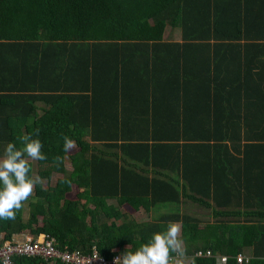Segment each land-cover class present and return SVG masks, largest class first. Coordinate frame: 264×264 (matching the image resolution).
Listing matches in <instances>:
<instances>
[{"label":"trees","instance_id":"16d2710c","mask_svg":"<svg viewBox=\"0 0 264 264\" xmlns=\"http://www.w3.org/2000/svg\"><path fill=\"white\" fill-rule=\"evenodd\" d=\"M8 1L0 0V40L16 49L8 61L16 67L33 60L26 76L36 87L0 93V155L38 130L48 158L30 162V175L36 166L42 180L62 176L52 186L34 185L15 219H0V243L47 233L60 250L88 254L95 246L110 259L173 221L189 264H216L218 256L238 264L236 256L246 253L242 264H264V0ZM229 8L228 15L218 12ZM167 25L180 27L182 42L163 40ZM41 40L75 44L79 55L69 62L80 81L59 89L39 75L58 66L61 44L53 54L41 47L19 59L22 46ZM189 51L200 55L190 60ZM106 88L122 103L90 110L83 93ZM141 96L143 109L122 110L124 100ZM164 116L169 125L156 127ZM65 134L76 143L67 153ZM193 205L210 222L191 212ZM139 208L152 210V220L131 218ZM14 262L50 264L39 256Z\"/></svg>","mask_w":264,"mask_h":264},{"label":"clouds","instance_id":"9594fccd","mask_svg":"<svg viewBox=\"0 0 264 264\" xmlns=\"http://www.w3.org/2000/svg\"><path fill=\"white\" fill-rule=\"evenodd\" d=\"M22 147L9 142L0 155V219L13 220L16 212L33 194L34 185L42 184L39 176H31L32 161L47 160L38 130L18 138ZM63 151H72L75 141L67 134L62 136ZM56 161L60 160L57 156ZM186 249L181 225L169 221L163 231L153 232L134 251L128 247L114 257V264H184Z\"/></svg>","mask_w":264,"mask_h":264},{"label":"crops","instance_id":"0c3cea01","mask_svg":"<svg viewBox=\"0 0 264 264\" xmlns=\"http://www.w3.org/2000/svg\"><path fill=\"white\" fill-rule=\"evenodd\" d=\"M2 1L4 2V1H8V0H2ZM10 4L11 3L9 1L4 2V7L7 8V6H9ZM2 5L0 4V6H2ZM218 12L219 13L222 12L221 14H223V15H228V14L232 13L233 11L231 8H229L225 11H224V9H222V10L220 9ZM167 29H169L170 31H175L177 33L176 34L177 39H173V40L165 39L164 37H166L165 33H167L166 32ZM162 38L164 41H168V42H178V43L182 42L181 41L180 27L179 26L170 27L168 25L165 26L163 33H162ZM7 42H10V41H8L7 39L0 40V57H3L2 58L3 62H0V93L1 92L5 93L6 91H8L11 94H24L23 85L28 86L27 85V83H28L31 87H33V88L36 87V86H34L32 81L27 80V76H26L31 71H33L35 63H33V60L31 62H26V66L24 68H21V66L16 67L17 65H15L14 62H8V61H11L12 59L15 58L16 49L11 51L9 46L6 45ZM57 44H61V45L58 46L56 49H58L59 47H64V49L63 48L59 49L60 51L58 53L54 54V55H58L57 57L53 58V59L59 61L58 66H54L53 63H51V65L44 66L48 69L41 68L39 75L43 76L42 80L43 81L45 80L46 83H48V85L55 86L54 84H56L57 88L59 87V89H63V87L65 86V82H73L74 80L80 81L81 77H82V76H80L81 72L76 67H74V65H71L69 62L70 58H72V55H76V54L79 55L75 51V48L73 47V45H75V44H73L70 41H66L65 43H63V42L61 43L60 41H53V42L43 41V40H41L40 42L37 41L36 43H32L31 46H25V47L22 46L20 48V51H19V59L22 58V52L23 51L24 52L27 50L33 51V50H36V49L41 48V47L49 48V49L45 50V51H47L48 55L53 54L56 49L52 50L51 52H50V50L54 46H57ZM83 52L85 53V51H83ZM188 55L189 56L191 55L190 60H193L194 58L197 59V57H199L200 54H197L196 52H193V51H189ZM210 55L212 56L211 52H210ZM39 62L40 61H37V64H39ZM68 62H69V64H68ZM24 77H26V78H24ZM1 89H3V90H1ZM4 90H6V91H4ZM137 93H139V92H137ZM83 94H89L90 95V101L91 102L89 105H90V110H92V111L100 112L102 109H104L103 108L104 106H111V104H113V105H116V107H117L118 103L119 104L122 103L121 95L120 94L117 95V93L114 90L107 89V88L106 89H98V93H96L95 95H92L91 91L88 93L87 92L83 93ZM210 95H212V94H210ZM141 98H142V96L135 98L132 101L131 100L130 101L124 100L126 107H125V109H122V110H126L128 112L140 111L141 109H143V103H142ZM190 102L193 103L191 100H190ZM23 104H24V102H23L21 97L16 98L15 105H17L18 107H21ZM36 104L41 105L39 102H37ZM82 104H84V102H82ZM97 105L100 107H97ZM214 105H215V103H212V107ZM178 106L181 107V103H178ZM119 108H121V106H119ZM161 111L164 115H166L167 111H165L164 108ZM133 120L135 121L137 119L133 117ZM135 123H137V122L129 123L128 126L129 127H139L140 126V124L137 125ZM168 125H169V120L165 116L162 117L160 120H158L157 123L155 124V126L159 127V128H165ZM66 167L68 168L67 164H66ZM55 173L59 174L57 172H55ZM55 173H53V174H55ZM22 236H26V234H24V233L15 234V235H13V239H19L20 240Z\"/></svg>","mask_w":264,"mask_h":264},{"label":"built area","instance_id":"2783aa9c","mask_svg":"<svg viewBox=\"0 0 264 264\" xmlns=\"http://www.w3.org/2000/svg\"><path fill=\"white\" fill-rule=\"evenodd\" d=\"M120 253L112 255L110 259L101 256L95 246L91 248V252L81 253L79 251L60 250L55 245L54 237L47 233H39L37 236L29 235L23 239L5 240L0 243V264H15L14 257L39 256L45 260H49L50 264H114V257ZM197 257H209L211 253L206 251H198ZM249 256L245 254L237 255L238 264L248 262ZM225 256H218L216 264H226Z\"/></svg>","mask_w":264,"mask_h":264},{"label":"rangeland","instance_id":"374dc122","mask_svg":"<svg viewBox=\"0 0 264 264\" xmlns=\"http://www.w3.org/2000/svg\"><path fill=\"white\" fill-rule=\"evenodd\" d=\"M166 32H167V33H165L166 34L165 35L166 37H164L165 39H167V40H169V39H171V40L177 39V37H176V34L177 33L175 31H170L169 29H167ZM66 164H67L68 168H70V166L68 164V161H67ZM33 171H34V176H37L36 175V166H34ZM61 176L62 175L60 173L59 174H56L55 173L48 180H46V179H43L42 180L41 179L42 180V184L44 186H49V185L52 186V185L55 184L56 179L59 178V177H61ZM72 188L73 189L71 190V192H69L67 194V196L70 197V198L74 197L75 196V192L77 191V189H76V187L74 185H72ZM196 209H197L196 208V205L191 206V212L193 210H196ZM197 211L202 214V217L204 216L203 218H205V216H206L205 220H208L210 222L211 219H208L207 218L208 217V212L205 211L207 213V215H206V213L203 214V210L202 209H197ZM152 215H153V211L152 210H149L148 212H146L142 208H139L138 210H136V211H134L132 213L131 218H133L136 221H150V220H152ZM24 216L25 217L27 216L26 208L24 210ZM24 234H26L27 236L30 235L28 232H25ZM25 237L26 236H22L21 239H23ZM247 252H249V251H247ZM246 254L249 255L248 253H246ZM189 263H190V259L189 258H185L184 264H189Z\"/></svg>","mask_w":264,"mask_h":264}]
</instances>
